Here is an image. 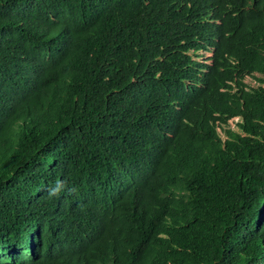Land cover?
I'll return each mask as SVG.
<instances>
[{
    "label": "trees",
    "instance_id": "obj_1",
    "mask_svg": "<svg viewBox=\"0 0 264 264\" xmlns=\"http://www.w3.org/2000/svg\"><path fill=\"white\" fill-rule=\"evenodd\" d=\"M0 264H264V0H0Z\"/></svg>",
    "mask_w": 264,
    "mask_h": 264
},
{
    "label": "clouds",
    "instance_id": "obj_2",
    "mask_svg": "<svg viewBox=\"0 0 264 264\" xmlns=\"http://www.w3.org/2000/svg\"><path fill=\"white\" fill-rule=\"evenodd\" d=\"M233 118H236V121L238 120V117H233ZM65 189H67L69 193L76 192V189L74 187H68L64 181H56L54 185L48 188L47 190L48 197L49 198L58 197L61 194V192L65 191Z\"/></svg>",
    "mask_w": 264,
    "mask_h": 264
},
{
    "label": "rangeland",
    "instance_id": "obj_3",
    "mask_svg": "<svg viewBox=\"0 0 264 264\" xmlns=\"http://www.w3.org/2000/svg\"><path fill=\"white\" fill-rule=\"evenodd\" d=\"M207 55H209V52H205V53L203 54V57H199V59H200V60L205 59V57H207ZM244 81H245V82H248L249 84H252V83L254 82L253 79H252L250 76H246V77L244 78ZM235 122H236V118H233V119H230V120H229V126H230L232 129H236V127H235Z\"/></svg>",
    "mask_w": 264,
    "mask_h": 264
}]
</instances>
